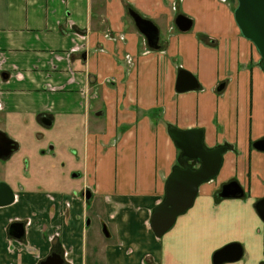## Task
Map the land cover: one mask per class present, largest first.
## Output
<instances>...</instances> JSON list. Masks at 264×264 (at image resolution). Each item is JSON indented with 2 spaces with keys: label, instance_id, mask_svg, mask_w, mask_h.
<instances>
[{
  "label": "crops",
  "instance_id": "1",
  "mask_svg": "<svg viewBox=\"0 0 264 264\" xmlns=\"http://www.w3.org/2000/svg\"><path fill=\"white\" fill-rule=\"evenodd\" d=\"M236 7L237 0H0V129L27 135L36 115H52L47 135L77 152L92 194L88 208L77 202L91 226L64 232L75 264H214L232 244L241 257L221 264H264L256 209L264 152L253 148L264 139V72L234 22ZM128 10L157 28L158 50ZM178 15L191 20L188 31L177 29ZM181 70L197 89L175 90ZM172 128L201 130L204 148L224 153L218 174L157 238L150 217L178 157ZM229 182L241 198L218 197ZM31 234L39 242L36 227Z\"/></svg>",
  "mask_w": 264,
  "mask_h": 264
},
{
  "label": "flooded vegetation",
  "instance_id": "2",
  "mask_svg": "<svg viewBox=\"0 0 264 264\" xmlns=\"http://www.w3.org/2000/svg\"><path fill=\"white\" fill-rule=\"evenodd\" d=\"M34 125L36 128L31 129L27 135L21 130H16L14 133L19 134L14 136L0 129V211L12 207L19 209L20 213L7 218L4 227L5 241L11 247L10 252L16 250L14 247L18 249L16 253L22 247L33 249L31 247L34 245H31L27 238L29 236V239L32 238L31 230L36 227L37 240L43 245L38 251L40 253L33 256L34 258L41 256L36 264L45 262L49 257H52V264H59L60 260L61 264H75L71 246L68 247L64 242V232L69 226L70 234L73 236L78 233L76 227L80 226L81 230H86L91 226L90 216L82 217L77 211L73 214L75 210L73 202L76 205L77 202L83 203L88 208L92 194L89 189H83L80 182L83 181V172L79 168L80 157L77 152L67 148L65 140L54 143L52 136L47 135V132L53 130V116L38 114L35 116ZM38 143L44 146L38 147ZM60 146H64L66 153L71 156L70 160L61 154ZM68 167L70 172L67 171ZM68 177L77 182V193L71 196V199L64 195V190L68 189L63 178L66 180ZM60 182L62 184L58 186ZM54 183L56 187L48 190L53 189L59 193L57 198L46 191L47 186ZM87 191L89 193H86ZM85 194L89 199L85 198ZM10 198L12 199L10 204L1 206ZM34 198L39 206L48 201V208L38 209L33 204ZM40 215L46 216L42 222L39 220Z\"/></svg>",
  "mask_w": 264,
  "mask_h": 264
},
{
  "label": "water",
  "instance_id": "3",
  "mask_svg": "<svg viewBox=\"0 0 264 264\" xmlns=\"http://www.w3.org/2000/svg\"><path fill=\"white\" fill-rule=\"evenodd\" d=\"M128 14L138 32L145 38L147 46L151 50H158V30L152 22L139 16L136 12L128 10ZM234 22L241 36L249 41L260 56V67L264 72V0H237L234 10ZM191 20L183 15H178L175 25L181 32L191 28ZM198 88L195 78L185 72L179 71L176 79L175 90L185 92ZM169 136L176 148L180 150V157L194 161L195 169L174 167L165 184L164 199L152 212L150 227L157 238L163 236L175 223L178 216L184 214L193 205L199 186L212 180L219 172L222 165L223 147L207 150L202 143L203 132L198 129L177 130L170 129ZM257 151L264 152V139L253 144ZM86 193H89L87 191ZM243 196L242 189L236 182H229L222 186L219 198L237 199ZM85 198L89 199L85 194ZM12 199H8L1 206L8 205ZM257 212L264 222V199L256 204ZM241 257V249L232 244L213 256L214 264L234 262ZM52 257L40 264H52ZM61 264V260L58 261Z\"/></svg>",
  "mask_w": 264,
  "mask_h": 264
},
{
  "label": "rangeland",
  "instance_id": "4",
  "mask_svg": "<svg viewBox=\"0 0 264 264\" xmlns=\"http://www.w3.org/2000/svg\"><path fill=\"white\" fill-rule=\"evenodd\" d=\"M61 136L62 135H58V137H61ZM52 140H54L53 134H52ZM38 145H39L38 147H40L41 145L44 146V144H39V143H38ZM67 171L70 172V168ZM73 173L74 172H72V174ZM63 181L66 183L67 189L70 190L68 192L69 196H67L66 198L71 199V196H75L74 194L77 193V190H76L77 189V182L75 180H70L69 177H68V179L66 178V180L63 178ZM80 182L83 185V181L80 180ZM61 184L62 183L60 182L57 185L59 186ZM54 187H56L55 183L51 184L50 186H47L46 191L48 189H51V188L54 189ZM43 189L44 188H41V190H43ZM53 189L52 190H48V192L51 195H53L54 198H57L58 194H57V192L53 191ZM48 192H45V193H48ZM33 204H35L36 207H42L44 209L48 208V206H49L48 201H46V203H44L41 206H39L36 198H34ZM73 204H74V208L77 207V209H75L74 212H73V214H76V211L79 210L80 205H78V204L76 205V203H74V202H73ZM81 211H84V213H85V211H87V210H83L82 207H81ZM78 213H80V211H78ZM14 215H20L19 209L9 207L7 209H3V210L0 211V255H2L1 258H5L3 260L5 262V264H12L13 263L12 261H14V260H18V261H20V263L22 262L24 264H32L30 260H31V258L33 256L38 255L40 253L38 251L43 248L42 244H39V242H35L34 239H29L30 238V236H29V238H27V241L28 242L30 241V244L34 245L31 248H33L35 251H32L33 249L22 247V249L19 250L17 253H16V250H18V249L16 247H14V249H16V250H12V252H10L11 247L6 244L5 235H4V227L6 225L7 218H11ZM33 229L34 228H32V230ZM88 235H90V233ZM35 243H37V244H35ZM36 249H37V251H36ZM32 253H34V255H31Z\"/></svg>",
  "mask_w": 264,
  "mask_h": 264
},
{
  "label": "trees",
  "instance_id": "5",
  "mask_svg": "<svg viewBox=\"0 0 264 264\" xmlns=\"http://www.w3.org/2000/svg\"><path fill=\"white\" fill-rule=\"evenodd\" d=\"M180 150H178V157H177V162L174 165V167H179V168H191V169H195L196 168V164L194 161H190L187 159H182L180 157Z\"/></svg>",
  "mask_w": 264,
  "mask_h": 264
}]
</instances>
